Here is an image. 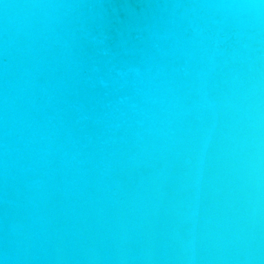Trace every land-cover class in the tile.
<instances>
[{
    "label": "water",
    "instance_id": "1",
    "mask_svg": "<svg viewBox=\"0 0 264 264\" xmlns=\"http://www.w3.org/2000/svg\"><path fill=\"white\" fill-rule=\"evenodd\" d=\"M4 264H264V7L0 0Z\"/></svg>",
    "mask_w": 264,
    "mask_h": 264
},
{
    "label": "clouds",
    "instance_id": "2",
    "mask_svg": "<svg viewBox=\"0 0 264 264\" xmlns=\"http://www.w3.org/2000/svg\"><path fill=\"white\" fill-rule=\"evenodd\" d=\"M48 2H69V3H77L79 0H48ZM226 4L229 6L236 7H247V8H256V7H264V0H224ZM4 255L3 252L0 251V264H4Z\"/></svg>",
    "mask_w": 264,
    "mask_h": 264
}]
</instances>
